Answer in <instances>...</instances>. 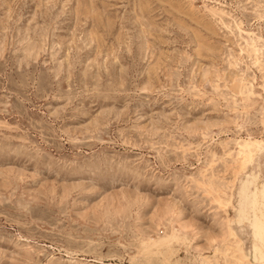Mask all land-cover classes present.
Instances as JSON below:
<instances>
[{
    "label": "rangeland",
    "instance_id": "obj_1",
    "mask_svg": "<svg viewBox=\"0 0 264 264\" xmlns=\"http://www.w3.org/2000/svg\"><path fill=\"white\" fill-rule=\"evenodd\" d=\"M262 189L264 0H0V264H260Z\"/></svg>",
    "mask_w": 264,
    "mask_h": 264
},
{
    "label": "bare ground",
    "instance_id": "obj_2",
    "mask_svg": "<svg viewBox=\"0 0 264 264\" xmlns=\"http://www.w3.org/2000/svg\"><path fill=\"white\" fill-rule=\"evenodd\" d=\"M224 158H228V154L224 156ZM262 192H264V189H262ZM252 231L257 234V236L261 237L262 236V225L260 223L255 222L252 226ZM260 264H264V260L261 261Z\"/></svg>",
    "mask_w": 264,
    "mask_h": 264
}]
</instances>
